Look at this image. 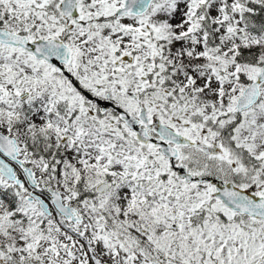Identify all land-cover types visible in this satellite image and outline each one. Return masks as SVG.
Returning a JSON list of instances; mask_svg holds the SVG:
<instances>
[{
  "label": "snow or ice",
  "instance_id": "6c2138e0",
  "mask_svg": "<svg viewBox=\"0 0 264 264\" xmlns=\"http://www.w3.org/2000/svg\"><path fill=\"white\" fill-rule=\"evenodd\" d=\"M0 264H264V0H0Z\"/></svg>",
  "mask_w": 264,
  "mask_h": 264
}]
</instances>
